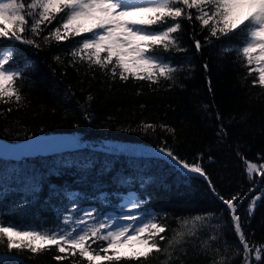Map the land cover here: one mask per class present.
Segmentation results:
<instances>
[{
  "label": "trees",
  "instance_id": "trees-1",
  "mask_svg": "<svg viewBox=\"0 0 264 264\" xmlns=\"http://www.w3.org/2000/svg\"><path fill=\"white\" fill-rule=\"evenodd\" d=\"M192 13L191 21L180 19L175 34L184 50L158 52L178 69L171 80L160 78L158 83L113 79L97 66L72 62L70 51L80 37L43 42L58 21L36 37L39 47L14 43V63L26 69L16 81L22 100H0V137L19 141L40 133L71 132L80 146L20 159L0 156V220L21 230L53 229L63 227V215L74 204L105 215L119 211L132 195L146 202L141 212L158 216L166 226L161 248L177 231L191 227L185 220L210 215L197 224L194 236L185 235L169 264H215L220 256L225 264H243V247L221 200L239 193L236 214L244 235L250 245H264V167L251 179L246 171L247 163L264 165V86L253 84L257 74L249 75L236 51L223 52L240 45L242 33L205 43L208 33L195 20V9ZM26 35L33 38L30 32ZM194 40L203 44L200 50ZM6 43L0 39V45ZM141 122L157 127L144 131ZM161 124L175 132L161 129ZM105 140L168 147L187 163H198L205 175L183 170L165 154L99 147ZM255 196L260 198L249 214ZM212 235L217 239L210 240ZM58 255L65 254L55 246L36 255L0 246V264H87L78 252L62 260ZM166 259V254L154 252L126 264H161Z\"/></svg>",
  "mask_w": 264,
  "mask_h": 264
},
{
  "label": "snow or ice",
  "instance_id": "snow-or-ice-1",
  "mask_svg": "<svg viewBox=\"0 0 264 264\" xmlns=\"http://www.w3.org/2000/svg\"><path fill=\"white\" fill-rule=\"evenodd\" d=\"M192 9L196 11L195 20L208 33L205 43H211L213 38L227 37L237 30L242 33L241 44L225 48L223 52L236 51L249 75L253 71L257 74L253 84L264 86V0H30L27 4L23 0H4L0 2V39L7 43L0 45V100L17 103L22 100L16 81L23 78L26 69L14 63V43L39 47L36 37H40L44 28L53 21L58 23L43 36L44 43L81 38L70 51L72 62L97 66L113 79L133 78L152 83H158L160 78L171 80L178 69L158 52L184 50L175 34L181 29V18L193 19ZM28 32L32 39L27 37ZM194 43L197 50L203 47L200 40H194ZM55 59L59 60V57ZM140 127L147 131L155 130L157 125L141 122ZM159 127L175 132L164 124ZM161 151L183 170L205 175L198 163H187L168 147ZM259 167L264 165L247 163L249 179ZM259 198L251 199L249 214ZM240 199L239 193L227 200L221 197L243 247V264H252V260L261 264L264 245H250L246 239L240 217L236 214V202ZM145 203L143 200H131L127 205L129 214L119 217H102L95 208L81 213L78 205L74 204L63 215V227L53 229L21 230L15 224L0 220V246L9 252L20 254L29 251L33 255L55 246L59 253L65 254L58 255L57 260L78 252L81 258L87 259V264H126L147 259L155 252L166 254L168 259L161 264H169L173 250L183 242L185 235L194 236L197 224L210 218L209 214H204L185 220L184 225L190 223L191 227L177 231L167 246L161 248L160 241L166 239L161 233L166 231V226L159 222L158 216L139 211L131 214L144 207ZM215 227L218 229L219 225ZM209 239L215 240L217 236L212 235ZM93 244H97V248H93ZM204 246L209 247L208 241H204ZM215 264H225L224 257L220 256Z\"/></svg>",
  "mask_w": 264,
  "mask_h": 264
},
{
  "label": "water",
  "instance_id": "water-1",
  "mask_svg": "<svg viewBox=\"0 0 264 264\" xmlns=\"http://www.w3.org/2000/svg\"><path fill=\"white\" fill-rule=\"evenodd\" d=\"M80 146L78 137L71 132H49L10 141L0 137V156L20 159L26 156L73 150Z\"/></svg>",
  "mask_w": 264,
  "mask_h": 264
},
{
  "label": "rangeland",
  "instance_id": "rangeland-1",
  "mask_svg": "<svg viewBox=\"0 0 264 264\" xmlns=\"http://www.w3.org/2000/svg\"><path fill=\"white\" fill-rule=\"evenodd\" d=\"M0 2H4V0H0ZM99 147L103 148V149H107V150H116L119 152H124V153H135V154H158V155H162L164 154L161 151V148H151L148 146H144V145H137V144H133V143H123V142H118V141H112V140H105L102 141L101 144L98 145ZM259 166V165H258ZM262 167H259L257 170H260ZM131 200H137V198H135L134 196H127L124 201H123V205L122 207L119 209V211H113L110 213L105 214L106 216H123L126 214H129V209L127 207L128 203ZM88 209H92V208H84L81 210V213L83 210H88ZM140 210H134L131 212V214H136V212ZM79 214H75V215H80ZM105 215H101L102 217ZM123 222H127V221H123Z\"/></svg>",
  "mask_w": 264,
  "mask_h": 264
}]
</instances>
